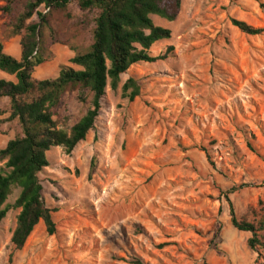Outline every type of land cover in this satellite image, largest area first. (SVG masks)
<instances>
[{
  "label": "rangeland",
  "instance_id": "374dc122",
  "mask_svg": "<svg viewBox=\"0 0 264 264\" xmlns=\"http://www.w3.org/2000/svg\"><path fill=\"white\" fill-rule=\"evenodd\" d=\"M181 2L174 22L152 17L172 37L151 56L172 48L168 59L134 65L117 91L107 88L86 140L71 155L61 147L48 153L39 180L56 235L41 222L13 252L21 210L12 209L0 227V264H264L250 248L252 234L232 225L230 206L255 222L264 202V0ZM5 6L0 0V44L20 59L21 37L11 35ZM69 11L72 19L47 36L48 62L34 80L81 70L72 60L90 49L95 15L76 3ZM234 20L263 33H242ZM0 79L16 81L1 71ZM130 79L141 87L133 102L123 97ZM68 110L77 115L73 100ZM0 115L10 118L9 100H0ZM21 135L18 121L6 122L0 151Z\"/></svg>",
  "mask_w": 264,
  "mask_h": 264
},
{
  "label": "trees",
  "instance_id": "16d2710c",
  "mask_svg": "<svg viewBox=\"0 0 264 264\" xmlns=\"http://www.w3.org/2000/svg\"><path fill=\"white\" fill-rule=\"evenodd\" d=\"M4 13L11 19L13 37H21V58L8 55L0 44V71L16 81L0 79V100L10 103L11 116L0 119V130L6 122L18 121L22 135L11 140L0 151V227L12 210H21L12 235L13 252L24 249L36 227L43 222L50 236L57 233L53 212L46 206L39 174L49 167L48 153L64 148L71 155L95 128L101 113L106 90L117 91L122 76L141 63H157L165 55L151 56V49L161 41L170 40L172 32L155 25L156 16L174 22L181 11V0H4ZM76 3L83 13H93V43L85 53L77 54L72 63L81 68H63L55 80H34L36 69L46 62L45 40L56 35L71 20L70 6ZM44 8V11L41 9ZM37 17V20L34 18ZM242 33L258 36L263 30L234 20ZM141 95L140 85L133 79L123 87V97L131 102ZM73 100L76 116L66 111ZM62 113H65L62 116ZM68 113V114H66ZM2 116V115H0ZM55 117L64 119L69 129H61ZM73 122V124H72ZM209 160L211 157L208 155ZM212 165H214L212 163ZM97 159L92 162V177ZM21 191L13 206L7 202L14 190ZM228 201L230 202L229 198ZM232 225L240 232L252 234L250 248L264 259V202H260L255 222L238 219L232 203ZM142 264V263H138Z\"/></svg>",
  "mask_w": 264,
  "mask_h": 264
}]
</instances>
